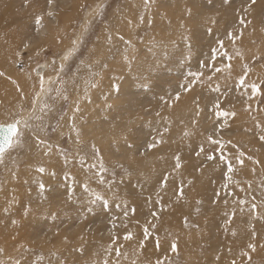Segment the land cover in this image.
Returning a JSON list of instances; mask_svg holds the SVG:
<instances>
[{
	"label": "rangeland",
	"instance_id": "rangeland-1",
	"mask_svg": "<svg viewBox=\"0 0 264 264\" xmlns=\"http://www.w3.org/2000/svg\"><path fill=\"white\" fill-rule=\"evenodd\" d=\"M0 91V264H264V0H0Z\"/></svg>",
	"mask_w": 264,
	"mask_h": 264
},
{
	"label": "bare ground",
	"instance_id": "bare-ground-1",
	"mask_svg": "<svg viewBox=\"0 0 264 264\" xmlns=\"http://www.w3.org/2000/svg\"><path fill=\"white\" fill-rule=\"evenodd\" d=\"M92 17V16H91ZM90 19V18H89ZM84 21H87L86 19L84 20ZM50 22H51V24H58V22H59V19H58V16H57V14L56 15H54V17H53V20H50ZM43 31V30H42ZM82 31V30H81ZM45 73V72H44ZM38 76H41V75H39L38 74ZM45 79L44 78H42L41 79V81L43 82V84H40L41 85V90H40V95H42L43 94V92L45 91V87H47L48 86V83H46V81H44ZM6 96V94L4 93V92H1L0 91V105L4 102V97L3 96ZM3 97V98H2ZM42 97V96H41ZM39 99V98H38ZM38 102V101H37ZM96 105V104H95ZM21 119V118H20ZM23 121V120H22ZM18 125H19V122L18 121H12L11 123H9V124H5V125H1V126H9L10 128H12L13 130H14V132H13V135H12V137H11V140H12V138H13V136L15 135V132H16V130H17V128H18ZM236 133V132H235ZM11 140H10V143H11ZM10 146V145H9ZM3 153V152H2ZM231 175V174H230ZM230 178V177H229ZM4 200V199H3ZM2 201V200H1ZM4 202V201H3ZM8 213V212H7ZM11 214V213H10ZM5 216H7V214L5 215ZM12 216V215H11ZM10 216V217H11ZM1 219V218H0ZM1 221V220H0ZM246 229L244 228V231H245ZM255 230V229H254ZM252 231V232H256V231ZM246 233V232H245ZM158 236V235H157ZM133 238V237H132ZM136 238V237H135ZM160 240V239H159ZM162 241H163V239H162ZM54 242H56V241H54ZM162 243H157L155 246H154V249L157 251V256L159 255V253H162L163 252V248H164V245H161ZM7 245V244H6ZM177 245V244H176ZM195 246H196V244H195ZM186 247H187V245H186ZM204 247H208L209 248V246H206V245H203V246H197V248H194V246L192 247V249H193V251L195 250V252H197V251H203L204 250ZM181 248V247H180ZM180 248H177L176 247V251H173L172 249H170L169 251H168V254H169V257L171 256V255H173V254H175V253H179L181 256L182 255H184L185 253H187L188 251H186V250H182V249H180ZM182 248H185V247H182ZM150 250H151V252H150V259L153 257V249L152 248H149ZM207 249V248H206ZM261 250L262 251H264V247H261ZM206 252V251H205ZM220 254H222V253H220ZM255 252H253V253H251L250 255H248L247 256V258L250 256V257H252V258H254V256H255ZM263 254H264V252H263ZM223 255V254H222ZM103 256V255H102ZM110 256H112V255H110ZM109 256V257H110ZM116 256V255H115ZM220 256V255H219ZM148 257V256H147ZM147 257H144V258H147ZM107 258V257H106ZM116 258V257H115ZM117 258H118V255H117ZM143 258V257H142ZM141 257H139V255L138 254H136V256L134 257V256H132V255H130V254H127L126 256H124V260L122 261V263L121 264H132V262L131 261H135V264H138L136 261H138V259H142ZM184 258V257H183ZM91 259V258H90ZM108 259V258H107ZM119 259V258H118ZM121 259H123V258H121ZM100 260V259H99ZM173 260H174V258H173ZM187 260V259H186ZM147 261V260H146ZM157 261H158V259L154 262V264H157ZM178 261V260H177ZM241 261H243V260H241ZM245 261V260H244ZM110 262V261H109ZM109 262H106L107 264H109ZM141 262V261H140ZM148 262V261H147ZM182 262V261H181ZM225 262V261H224ZM251 262H252V264H255L256 262H255V260H251ZM116 263V261H115V259L113 260L112 259V262L110 263V264H115ZM142 263V262H141ZM171 263V262H170ZM120 264V263H119ZM147 264H151L150 262H148ZM158 264H162V261H159L158 262ZM172 264V263H171ZM219 264H223L222 262L221 263H219ZM228 264V263H227Z\"/></svg>",
	"mask_w": 264,
	"mask_h": 264
},
{
	"label": "snow or ice",
	"instance_id": "snow-or-ice-1",
	"mask_svg": "<svg viewBox=\"0 0 264 264\" xmlns=\"http://www.w3.org/2000/svg\"><path fill=\"white\" fill-rule=\"evenodd\" d=\"M41 19H42V18H39V17L36 19L35 23H36L37 26H39V25L41 24ZM241 23H243V21H241ZM193 75H195V74H193ZM241 82H243V81H241ZM252 90H253V92L256 91V86H255V85H253ZM218 115L223 116V117L226 118V117L229 115V113H227V112H219ZM232 115H235V114L232 113ZM261 133H262V134L260 135V139H261L262 141H264V128H261ZM186 135H187V133H186ZM210 139H211V138H210ZM212 142H213V143H217V141H212ZM155 144H156V142H155V140H153L152 144L148 145V147H149V148L155 147ZM130 147H131V145H130ZM93 148H94V152H96V153L99 152V150H98V149H95L94 146H93ZM201 151H203V149H201ZM242 155H243V154L241 153V156H242ZM209 158L211 159V157H209ZM175 167H177V168L180 167V157H179V156L176 157V165H175ZM101 168L103 169V165H101ZM228 170H229V171L232 170L230 166H229V169H228ZM38 171H39L40 173H44V172H45V169H44V168H39ZM53 175H55V173H53ZM103 182H104L103 180L100 181V183H103ZM40 187H41V189H43V187H44L43 184H41ZM95 198H96L97 200H103V199H104L103 196H101L100 194H96V195H95ZM104 206L107 207L108 205H105V204H104ZM145 235H147V229H145ZM131 238H132V237H131L130 234H129L128 236L125 237V239H131ZM249 247H252V246L250 245ZM171 248H172L173 251H176V244L173 243V244L171 245Z\"/></svg>",
	"mask_w": 264,
	"mask_h": 264
},
{
	"label": "water",
	"instance_id": "water-1",
	"mask_svg": "<svg viewBox=\"0 0 264 264\" xmlns=\"http://www.w3.org/2000/svg\"><path fill=\"white\" fill-rule=\"evenodd\" d=\"M13 132L9 126H0V154L8 148Z\"/></svg>",
	"mask_w": 264,
	"mask_h": 264
}]
</instances>
